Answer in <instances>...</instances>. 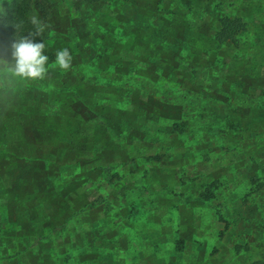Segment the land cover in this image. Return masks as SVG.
I'll return each instance as SVG.
<instances>
[{"label": "rangeland", "instance_id": "1", "mask_svg": "<svg viewBox=\"0 0 264 264\" xmlns=\"http://www.w3.org/2000/svg\"><path fill=\"white\" fill-rule=\"evenodd\" d=\"M132 1L144 3L147 0ZM205 1L207 4L211 2V13L203 10ZM108 2L109 0H50L49 4L40 6L42 13L49 9L50 12L54 11V16L58 19L62 17L55 24L47 19L49 27L44 34L32 38L33 42H45L43 54L49 58V71L44 80L19 84V90L10 106L4 107L0 104V149H6L7 138L8 141L15 138L17 122L23 123L19 120V117L25 115L22 95L28 104L36 99L42 106H47L50 100L60 98L59 94L53 99L51 95L53 90L58 89L59 80L63 76L70 78L73 74L84 77L93 75L96 82L107 80L119 87L124 85L127 77L136 79L138 87L148 88L147 83L156 81L155 84L158 85L155 92L158 95L168 93L174 102H180L186 107L184 115L178 120L160 117L152 131L144 130V121L141 119L136 118L132 122L135 123L136 130L145 132L143 136L137 133L130 135L131 138L133 135L138 139V151L133 155L136 156L135 162L139 169L134 167V160L131 159L133 155H126L115 149L110 151L108 159L102 157L92 160L86 166H80L76 159L68 161L66 166H57L59 176L48 179L45 184L40 183V174L49 168V163L40 158H33L34 162L29 159L32 166L20 170L19 175L0 174V264H56L51 251L55 248L63 254L69 246L72 254H76L77 250L81 264H215L221 259L223 251H226L231 264H248L259 258L260 248L264 250V244L260 246L261 239L264 238V228L260 226L264 220V185L256 187L252 184L245 168L252 163L256 165V174L264 175L259 168L260 160H264V100L259 106L252 105L250 101L246 103L231 98L229 90L223 89L232 104L240 102L236 106L238 113L234 115L237 125L231 129L229 122L213 119L214 110L206 106L210 99L213 102L216 100V112H219L223 107L228 108L227 102L220 101L218 95L217 99L209 95L211 87L206 88L208 93L192 95L187 100L185 96L188 94L185 91L176 90L180 86V78L174 74V55L165 52L166 55L160 58L163 60L161 63L155 51L156 47L152 48V54L145 61L152 60L157 67H167L161 81L140 77L136 73L130 75L129 72H119L116 75L117 69L112 75V68L102 72L96 56L86 62L81 57H73L72 66L67 72L54 67L55 52L69 47L66 43L71 39L64 36L68 29L83 27L87 31L86 38L105 31L112 38L118 37L120 33L112 30L115 20L107 17V14L114 11L115 5L119 7L124 22L132 27V40L135 39L137 44H141L145 36L153 32L154 29H148L149 22L143 16L148 4L134 9L128 0H119L116 4ZM67 3L68 19L65 15ZM201 3L203 17L200 19L195 12L197 6L192 0H185L183 3L186 7L192 6L187 10V15L198 19L196 23L201 28L214 25V30L218 29L210 18L214 13L216 18L220 10L231 18L242 19L246 29L238 36L240 47L233 53L238 57L257 56L260 62V85H263L264 78L261 73H264V0H201ZM0 9L3 10L0 13V28L5 19H14L9 22L11 40L15 39V23L26 22L20 34L27 36L34 31L30 23L31 17L36 15L42 20L44 16L42 13V16L39 15L37 9L33 8L32 0H0ZM48 16L52 17V14L48 13L44 17ZM18 18L21 20L15 21ZM130 30L127 28L124 32ZM92 43L85 59L99 49L102 40L100 37H93ZM169 47L182 55L186 53L185 48H177L176 43ZM164 49L165 44L161 45V52ZM126 50L125 48L123 51L128 54L129 51ZM184 58H187L186 64L193 66L187 55ZM111 101L112 97L109 96L108 103ZM98 102L104 103L100 100ZM116 105L124 107L123 110H129L126 101L123 104L116 102ZM214 105L215 103L209 106ZM80 107L78 103L72 110L79 111ZM94 110L97 108L93 107L88 112L89 116H94ZM85 113L88 116L86 111ZM184 119H188V131L180 133L182 140L172 146L170 138L173 124L176 121H185ZM209 124L215 126V133L207 130ZM158 135L161 137L158 138ZM126 140L120 139L116 145H128L124 143ZM225 148H228V152ZM109 150H112V145ZM1 154L0 151V157ZM156 154L164 155L158 160L154 157ZM166 158L174 166L169 169V174H165L163 170L165 164L162 161ZM3 164L5 165L4 162ZM151 164L159 167L155 169L152 177L141 179L149 180L152 184L146 194L142 192L140 186L143 183L138 178L142 172L149 171L148 165ZM134 170L139 172L131 176ZM76 173L81 180L79 192H67L70 187L68 183L72 182ZM133 177L137 179L133 180ZM55 191L59 192L57 201L52 200ZM64 197H68V200L61 199ZM85 198L94 201L87 202L84 201ZM100 199L118 207L119 211L108 210L111 206L105 211L101 207ZM92 205H95L94 210L88 209ZM255 208H260V212L255 211ZM75 209L81 210V215L77 211L78 217L72 227L76 233L73 241L69 239V233H66L65 236L54 237L56 242L51 240L47 243H36L38 235L49 231L56 233ZM244 242L250 248L246 253ZM236 243L241 246L235 247ZM67 259V254H63L59 264H74L73 259Z\"/></svg>", "mask_w": 264, "mask_h": 264}, {"label": "trees", "instance_id": "2", "mask_svg": "<svg viewBox=\"0 0 264 264\" xmlns=\"http://www.w3.org/2000/svg\"><path fill=\"white\" fill-rule=\"evenodd\" d=\"M32 1L33 8L37 9L39 15L42 13L39 10L41 8L40 6L50 3V0H45L43 2L41 0ZM118 1L119 0H117V2ZM128 1L131 2L134 9L148 4L145 7L146 11L143 12V16L145 20L149 22L148 29H154L153 32L147 34L141 44H137L135 39L132 40V27L129 23L127 24L124 22L119 7L115 5L114 11L107 14V17H111L116 21H114L112 30L120 33L118 37L112 38L108 36V33L105 31L103 34L97 33L95 36L86 38L87 31L83 27H76V30L73 28L68 29L64 36L67 37V39H71L66 44L69 45V51L71 49L70 53L72 57L75 59L81 57L82 60H84L83 62H86L89 59L91 61L92 57L96 56L97 63H100L101 69H103L101 70L102 72H107L112 68V75H114L115 69H117L116 75H118L117 73L119 72H129L130 75L136 73L140 75V77L161 81V79H164L167 67H157L154 61L150 60L147 62L145 60L152 54L151 50L154 47H156L155 51L159 59L163 55H166L165 52L174 55V74L180 78V86L176 90L185 91L188 95L185 96L184 93V96L188 100L192 98V95L200 96L204 93H208L206 92V88L211 87L212 90L209 92L211 93L209 95L215 99H217L216 97L218 95L220 101L227 102L228 108L223 107L219 112H216L217 101L215 100V102H213L211 99L206 102V106L214 110L212 112L213 119H222L229 122L231 129H234L237 125L234 115L238 113L236 106L240 102L232 104L227 94L223 92V89L229 90L231 98H237V100L239 99L242 102L246 101V103L250 101L252 105L259 106L264 100V84L260 85V62L257 56L240 55L238 57V55L233 53V51H236L240 47L238 36L246 29V27L244 29V24L241 22L242 19L238 17L231 18L220 10L216 18L215 13L212 18H210L211 22L219 27L218 29L214 30V25L201 28V26H198L196 23L198 19L203 17L200 11L202 4L201 0H192L197 6L195 12L198 19L191 18L187 15V10H190L192 6L186 7L183 4L185 0H147L144 1V3H136L132 0ZM117 2L109 0L108 3L116 4ZM68 5L69 3L66 4L65 9L67 10L65 13L67 19L69 17ZM203 10H209L211 13V2L207 4L205 1ZM136 11L138 12V10ZM48 13H50V15L52 14V17H44L47 16ZM42 14L44 15H41L42 20L45 22H47L48 19V21L50 20L51 23L55 24L62 20V17L58 19L57 16H54V11L50 12L49 9ZM11 20L14 19L7 18L3 21V24L1 23L0 49L8 46L12 41L10 39L12 37V32L9 29V22ZM20 20L21 18H18L15 21ZM25 24L26 22L23 21V25ZM127 28L131 30L125 33L124 31H127ZM93 37H100L102 43L99 44L98 50H94V54L90 53L89 57L85 59L87 50L93 45ZM173 43L178 45L177 48H185L186 53L184 55H187L192 60L193 66L186 64L187 58H184V55L169 47V45ZM164 44L165 49L161 52V45ZM125 48L127 49L126 51H129L128 54L123 51ZM160 62L162 63L163 60L160 59ZM164 63L166 64L167 62ZM261 76L264 78V73H261ZM94 77L93 75H86L84 77L83 75L75 76L74 74L70 78H67V76L64 78L63 76L58 82V89L53 90L51 94L53 95L52 99L57 94L60 95V98L50 100L47 106H42L36 99L31 100L28 104L24 95H22V97L20 96L22 99L24 98L23 111L25 115L22 118L19 117V120L23 123L17 122L18 127L15 138L13 140L10 139V141H8L7 138L5 141L7 144L6 149L4 150L3 147L0 149L2 152L0 157V174H4V176L8 174V176H11L18 173L19 175L20 170L32 166L28 162L29 159L34 162L33 158H40L42 161H48L49 163L48 171L43 170L42 175L40 174V176H42L40 183L45 184L48 179L53 177L57 178L59 176L57 166H66L67 162L72 159L78 160L79 162L77 163H79L80 166H86L89 162H92V160H97L102 157L108 159L110 151L115 149L124 152L126 155L132 156L134 153L137 154L138 139L133 137V135L131 138V134L137 133L143 136L145 135V129H147V131L155 129L156 121L160 117L178 120V118L183 117V113L186 110V107H183L180 102H174L173 98L168 95V93L158 95L155 92L156 85H158L155 84L156 81L147 83L149 85L148 88L138 87V81L136 79L127 77L123 83L125 86L129 87L128 89L123 84L119 87L108 83L107 80L96 82ZM162 83L167 84L163 81ZM231 85L236 87H231ZM237 94L241 96L238 97ZM109 96L112 97V101L108 103ZM99 100L104 103L98 102ZM124 101L128 102L129 110H123L124 107L121 108V105H116V102L123 104ZM78 103L81 105L80 110H72V107L77 106ZM214 103V106H209ZM243 105L247 106L244 103ZM93 107L97 108V110H94V116H89L88 112L93 110ZM85 111L88 116H86ZM9 116H11V114ZM9 116L8 118L6 117V121L9 119ZM136 118L144 121V130L139 131L135 129V123L132 124V122L135 121ZM184 120L185 121H176L173 124L170 138V144L172 146L177 145L178 142L182 140L179 137L180 133L188 131V119ZM244 124H247V122H244ZM207 126L208 131L212 133L216 132L215 126L211 124ZM128 136L129 138H127ZM159 137H161V135H158V138ZM123 138L127 139L124 143L128 145H116L120 142V139ZM110 145H112V150H109ZM225 150L228 152V148H225ZM162 155L164 154H156L154 157L159 160L162 159ZM131 159L134 160V167L139 169L138 164L135 162L136 156L133 155ZM38 163L40 162H35V164ZM162 163L165 164V168L163 167L165 174H169V169L174 167L171 165L172 161H168L166 158ZM41 164L43 165L44 163ZM5 166H7L6 171ZM148 166L149 171L146 170L142 172L141 176L138 178V181L143 183L140 186L142 192L146 194L149 193L152 184L149 183V180L145 181L141 179H149L155 174V169L159 167L157 164ZM148 166L145 167L147 168ZM259 168L264 173V160L262 159L260 160ZM245 169L248 179L252 184H255L256 187L264 185V175L260 174V176H258L256 174V165L254 166L252 163H249L246 165ZM136 172H139V170H134L131 176H134ZM78 175L79 174L74 176L72 182L68 183L70 187L67 192L69 190L71 193L73 191V193L79 192L78 189L81 180H79L80 176L78 177ZM161 176L165 177L164 175ZM135 179L137 178L133 177V180ZM206 191L210 192L209 189ZM58 193L59 192L55 191V196L52 197V200H59L56 199L59 196ZM61 199L68 200V197ZM103 200L104 199H100V202L101 207L105 211L110 206L108 210L119 211L118 207L116 208L105 200L103 204ZM84 201L91 202L94 201V199L89 198L88 200L85 198ZM261 204L262 202L260 201V205ZM256 207H258V204ZM89 208L94 210L95 205L88 207V209ZM260 208H255L254 210L260 212ZM77 211H80L81 215V210L75 209L71 211V214L67 217V222L62 225L56 233L49 231L43 235H38L37 240H35L36 243H47L51 242V240L56 242L54 237L59 235L65 236L66 233H69V239L73 241L76 233L72 227L75 218L78 217ZM262 212H264V208ZM260 226L264 228V220L261 222ZM180 228L183 231V225H181ZM263 228H260V230ZM54 242L52 243L54 244ZM245 242L246 253L250 251V248ZM174 244L177 246L176 241ZM263 244L264 238L261 239L260 246ZM72 245H74V243ZM239 246H241V244L236 243L235 247ZM257 246L258 244H256V247ZM69 248L70 246L67 247L66 252L63 253L67 254V260L73 259L74 264H81V261L79 262L77 257V250L75 249L76 254H72L69 252ZM58 253V250L55 248L51 251V255L56 264H59L61 256L63 255ZM215 264H231L226 256V251H223L221 259L219 262L216 261ZM248 264H264V250L260 248L259 258L252 260Z\"/></svg>", "mask_w": 264, "mask_h": 264}, {"label": "clouds", "instance_id": "3", "mask_svg": "<svg viewBox=\"0 0 264 264\" xmlns=\"http://www.w3.org/2000/svg\"><path fill=\"white\" fill-rule=\"evenodd\" d=\"M2 12L0 9V13ZM30 23L34 31L29 32L27 36L20 34L23 21L15 23V39L0 49V104L4 107L10 106L11 100L19 90V84L44 80L49 71V58L43 54L45 42H33L32 39L43 35L49 25L36 15L31 17ZM72 60L69 49L62 48L55 52L53 66L67 72L72 66Z\"/></svg>", "mask_w": 264, "mask_h": 264}]
</instances>
